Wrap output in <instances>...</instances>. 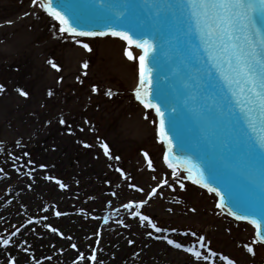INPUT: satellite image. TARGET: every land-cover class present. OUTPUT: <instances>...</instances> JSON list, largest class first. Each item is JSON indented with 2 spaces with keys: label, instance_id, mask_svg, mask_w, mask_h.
I'll use <instances>...</instances> for the list:
<instances>
[{
  "label": "rangeland",
  "instance_id": "rangeland-1",
  "mask_svg": "<svg viewBox=\"0 0 264 264\" xmlns=\"http://www.w3.org/2000/svg\"><path fill=\"white\" fill-rule=\"evenodd\" d=\"M58 29L57 21L33 7L31 0H0V84L5 86L0 92V168L4 169L0 178L10 171L16 183L22 182L28 191L34 188L31 201L42 210L46 207L44 195H63L69 209L81 210L82 232L92 223L88 212H103L108 204H139L158 188L157 196L138 210L161 229H167L160 233L168 232V238L186 241L188 247L195 245L219 264H227L222 256L238 264H264V246L252 243L255 234L250 224L231 219L217 207L213 193L186 180L180 172L177 178L184 188L175 184L172 172L163 164L165 146L156 116L137 101L133 92L138 80L137 61L124 56L127 47L123 41L115 37L79 38L92 48L88 52ZM133 52L138 56L136 50ZM49 60L59 68H53ZM85 62L86 69L82 66ZM17 89L29 95L22 96ZM109 89L111 96L106 95ZM102 144L120 159H109ZM144 152L155 171L149 168ZM48 176L55 179H46ZM164 179L175 190L167 185L158 187ZM56 180L66 187L60 188ZM49 209L53 212L56 207ZM22 210L21 205L16 207L17 212ZM127 216H131L130 226L141 234L140 241L148 237V232H155L129 211ZM135 222L143 226H135ZM19 225L0 229V236L8 238ZM122 231L125 236L129 234L125 226ZM201 235L210 252L200 249ZM98 241L76 264H96L90 257L93 251L98 257L96 250L104 244L102 238ZM245 244L255 248V255L246 250ZM138 251L139 242L134 239L127 252L110 264H130ZM212 252L217 255L212 256ZM186 256L185 260L194 259Z\"/></svg>",
  "mask_w": 264,
  "mask_h": 264
},
{
  "label": "snow or ice",
  "instance_id": "snow-or-ice-1",
  "mask_svg": "<svg viewBox=\"0 0 264 264\" xmlns=\"http://www.w3.org/2000/svg\"><path fill=\"white\" fill-rule=\"evenodd\" d=\"M33 7H39L52 16L55 20L59 21V32L70 33L71 38L75 40L76 44H82V47L88 52L92 51V48L88 43H82L79 37H95L106 36L108 32H86L80 31L78 28L72 27L67 17L54 8L53 0H31ZM57 3L63 6L62 0H57ZM172 7V5H169ZM175 8L182 16V30L186 38H191L193 43V51L197 55L202 54L201 61L198 65V71L202 72L203 79L199 83V87L205 93L211 92L217 98V107L220 111L225 112L230 118L233 125L238 132V147L246 152V154L254 161L256 157L264 158V0H177ZM77 22V20L75 19ZM11 23V21H9ZM78 23V22H77ZM112 36L120 37L127 42L128 48L126 50V56L129 60L138 61L139 64V86L135 90V95L138 100L144 105L146 109H152L156 115L161 117L159 124V135L161 137H168L167 130L165 128V121L163 119V112L159 104L153 103L152 88V76L148 71V64L150 59L155 58L157 52V40H163V35L159 31H152L145 29L137 32L139 38H134L133 35L128 32L111 30ZM151 36L152 39L146 37ZM140 50V54L137 56L132 51V48ZM49 64L53 68H59V66L53 61L49 60ZM83 68H88V63H83ZM84 75H87L85 72ZM62 79V78H61ZM79 79V77H77ZM83 82V81H81ZM5 86L0 84V92H3ZM22 96L27 97L28 92L23 89H17ZM93 91H97L93 87ZM48 95L52 96L51 90L48 91ZM106 95H113L109 89ZM173 113H177L180 116L186 114V110L183 103L177 102L175 106L171 107ZM211 111V110H210ZM147 115L145 119H147ZM60 123L64 124L65 120L60 119ZM155 123V121H153ZM175 123L173 122V129ZM171 147V138L167 140ZM19 144V142H17ZM89 146V145H86ZM104 148L105 155L109 159L119 160V156L113 157L109 151L107 144L101 145ZM227 147V145H226ZM25 156L29 154L24 153ZM146 158L148 153L143 154ZM14 159H18L14 158ZM168 162L167 155L164 157ZM148 166L155 169L152 166V160L148 159ZM203 162L209 173V178L214 183H220L221 186L228 190V196L232 200L233 204L242 211L249 213V215H240L234 212L231 207L225 203V195L221 193L218 187H212L210 183L202 181L193 176V168L189 167L185 170L189 173L188 179L193 180L194 183L202 184L207 188L209 192L215 193L220 197V202L217 207L221 211L227 210V213L234 216L237 220H248L251 224L255 225L256 233L253 244H264V215L261 216V220L255 219V215H259L255 207L251 204H242L236 200L231 191L232 183L237 179L232 177L227 169H221L218 166L216 157L205 151L203 155ZM29 164L33 161L29 160ZM168 166L173 170L172 175L175 184L179 185L181 189L184 188V184L181 179H178L177 165L169 162ZM41 168L46 167L40 165ZM195 167V166H193ZM20 169L17 168V171ZM32 169L31 171H34ZM118 172L128 179L124 170L121 168L116 169ZM4 169L0 168V173H3ZM31 175V172L28 173ZM202 175V171L200 172ZM6 175V174H5ZM46 179L53 180L54 177L48 176ZM56 183L60 188H65L66 185L60 180H56ZM167 185L169 188H173V185L169 183L167 179H164L158 187ZM135 188L136 185H129ZM31 187V185H29ZM143 191L142 188L138 189ZM173 190H175L173 188ZM158 188H153L148 194V200L157 196ZM113 196L116 193H112ZM162 195V193H161ZM148 200H143L139 204L129 202L124 204L123 207L130 212V214L136 218H139L141 223L147 222L156 233L167 231V229H161L155 223H153L148 215L142 214L141 209ZM137 209L133 211V209ZM195 211V209H192ZM57 217L64 215L60 211H56ZM87 215V214H86ZM47 219V217H45ZM107 222V218H105ZM29 223H32L30 220ZM123 225V220L118 221ZM128 227L127 225H124ZM53 233L59 232V230L51 225H46ZM175 231V229H173ZM19 229L13 232L11 236L5 238L0 236V245L7 248L12 243V237L16 236ZM63 236V233H59ZM149 237L153 236L152 232H148ZM188 235V233H184ZM192 236H196L197 233L191 232ZM156 239H161L157 236ZM71 240V237H68ZM169 245H174L175 248H184V245L169 239L168 236L163 237ZM199 247L201 249L206 248L205 237H198ZM99 241H97V244ZM129 244L134 241L129 240ZM23 248V245H20ZM246 250L255 255L254 249L251 245L245 244ZM71 248L76 249L75 243L71 244ZM24 251L28 249L24 248ZM185 251L191 253V255L197 260L207 261L209 256L202 255V253L196 249L195 245L192 247L184 248ZM217 253L212 252V256H216ZM85 255L83 252L79 253V260H84ZM90 259L96 261L97 257L95 251L91 255ZM220 259L227 261V264H236L235 261L229 259L227 256H222ZM10 264H16L15 257L11 258ZM38 264V262H37Z\"/></svg>",
  "mask_w": 264,
  "mask_h": 264
},
{
  "label": "water",
  "instance_id": "water-1",
  "mask_svg": "<svg viewBox=\"0 0 264 264\" xmlns=\"http://www.w3.org/2000/svg\"><path fill=\"white\" fill-rule=\"evenodd\" d=\"M62 2L63 6L53 0L52 6L62 11L75 28L86 32L118 29L138 39V31L150 29L163 35V40L156 41L157 52L155 58L149 61L148 71L152 76L153 103L159 104L164 114L168 137L171 138V147L167 154L169 162L177 163L183 168L192 167L198 179L206 180L224 193L228 207H231L228 203L232 202L228 190L209 178L203 162L205 151L213 154L221 169H227L236 180L241 179L237 185L235 181L231 185L233 196L242 204L253 205L260 213L254 218L260 221L264 215V200L260 198H264V181L249 172L252 168H257V165L251 164L252 159L245 151L243 155L232 154L234 146L238 144L236 127L231 118L217 107L218 100L213 93H205L199 87L203 79L202 72L198 71L202 54L194 53L191 38L185 37V41H182L187 46V53L177 47L175 37L184 34L182 16L175 8L177 0ZM146 38L152 39L151 36ZM177 102L184 104V116L171 111V107ZM256 159L264 164V158ZM233 211L240 215H249L241 208Z\"/></svg>",
  "mask_w": 264,
  "mask_h": 264
},
{
  "label": "bare ground",
  "instance_id": "bare-ground-1",
  "mask_svg": "<svg viewBox=\"0 0 264 264\" xmlns=\"http://www.w3.org/2000/svg\"><path fill=\"white\" fill-rule=\"evenodd\" d=\"M5 174L0 178V229L16 224H20V229L17 235L12 237V243L7 248L0 245V264H10L12 257H15L16 264L80 263L79 253L94 248L99 237L103 239L104 244L96 250V264H110L117 257L119 259L127 252L129 246L133 245L128 241L134 239L139 242V251L130 264H218L216 260H185L188 258L186 254L177 251L174 245L166 243L163 235L146 237L140 241L141 234L135 231L133 225L130 226L132 222L127 216L128 211L120 205L113 207L108 204L103 212H88L87 214L92 216V223L82 232L79 225L81 210L69 209L63 195L59 198L52 192L44 195L46 207L42 210L35 205V201H31L35 194L34 188L28 191L24 188L25 184L16 183L17 178L10 171ZM188 175L183 173L185 178ZM20 205L23 210L17 212L16 207ZM51 206H55L56 210L50 212ZM56 211L64 215L57 217ZM30 220L32 223H29ZM120 220H123V225L118 223ZM124 224L128 226L126 229L129 234L126 236L121 232ZM46 225L57 228L59 232L53 233ZM134 225L143 226L136 222ZM61 232L63 236L59 234ZM157 236L161 239H156ZM68 237H71V240ZM72 243L77 245L76 249L71 248ZM20 245H23V248ZM24 248L28 251H24ZM189 255L191 256V253Z\"/></svg>",
  "mask_w": 264,
  "mask_h": 264
}]
</instances>
